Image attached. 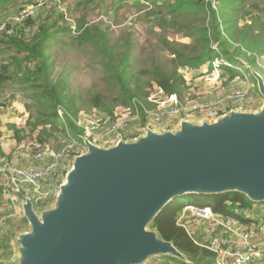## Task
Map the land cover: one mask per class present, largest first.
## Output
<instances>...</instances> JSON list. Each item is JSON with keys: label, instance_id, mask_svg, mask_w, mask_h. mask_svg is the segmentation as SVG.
<instances>
[{"label": "water", "instance_id": "1", "mask_svg": "<svg viewBox=\"0 0 264 264\" xmlns=\"http://www.w3.org/2000/svg\"><path fill=\"white\" fill-rule=\"evenodd\" d=\"M264 100V79L250 68ZM55 201L22 204L29 230L15 241L17 264H145L189 259L149 225L174 199L244 194L264 204V103L215 120H183L110 147L84 139Z\"/></svg>", "mask_w": 264, "mask_h": 264}, {"label": "trees", "instance_id": "2", "mask_svg": "<svg viewBox=\"0 0 264 264\" xmlns=\"http://www.w3.org/2000/svg\"><path fill=\"white\" fill-rule=\"evenodd\" d=\"M78 1L80 5H87L95 0ZM113 1L117 3L118 8L130 4L132 8L145 10L151 6V10L146 13L149 18L147 20H154V24L162 31L169 28L175 34L191 38L192 42L187 44L170 41L166 35H159L156 48L167 53L164 60L152 54L146 59L134 54L136 44L130 38L123 46H105L102 49V81L110 92L89 94L84 103L82 96L70 94L62 80H55L53 56L61 47H74L78 41L80 45L94 41L102 32L98 27L87 26L84 22L75 36V29L62 26V16L49 17L40 22L41 24L26 17L22 21L23 24L21 22L16 25L20 27L14 36L0 41V51L9 52L7 58L0 56V89L6 84H13L31 101V105L26 106V110L31 114L25 127L11 126L18 143L37 132V141L50 146L54 152H60L72 141L83 145V130L76 125V120L80 118L84 107L96 108L105 117H111L117 108L131 107L134 99L146 100L153 86L162 89L164 96L176 95L183 100L189 94L190 87L182 70L200 69L205 65L212 68L217 56L215 45L222 49L223 56L231 63L237 62L235 53L228 48L229 40H241L236 28L239 18H232L238 15L240 6L247 0ZM24 2L25 0H0V12ZM257 17L262 20L261 13ZM261 23L258 30L254 29L253 25H246L242 37V41L249 46L253 37H259L260 50L264 49V24ZM220 69L230 78L238 77L237 71L224 64ZM257 92L260 95L259 90ZM4 157L0 148V159ZM58 171L51 176L49 181L52 185L49 187L61 185L67 170L62 172L61 178H58ZM184 198H189L190 202L182 203ZM187 204L209 206L218 215L238 218L242 222L247 220L242 217L240 210L253 206V202L239 192L191 194L170 202L149 228L158 232L163 240L173 243L191 264H214V254L195 244L187 232L176 224L179 213ZM23 221L28 223L25 217ZM174 260L176 264H185L178 259Z\"/></svg>", "mask_w": 264, "mask_h": 264}, {"label": "built area", "instance_id": "3", "mask_svg": "<svg viewBox=\"0 0 264 264\" xmlns=\"http://www.w3.org/2000/svg\"><path fill=\"white\" fill-rule=\"evenodd\" d=\"M28 15L22 12L12 22L0 21V41L14 36L15 26ZM214 49L218 54V46H214ZM215 60L213 68L222 71L220 67L223 64L231 67L229 61ZM254 60L258 69L264 72V55H256ZM253 88L251 84L241 85L236 91H230L212 102L198 103L186 101V97L180 100L176 95L164 96L162 89L153 86L146 100L134 99L131 107L117 108L111 117L80 116L76 125L83 130V145L79 144L77 148L78 143L72 141L60 152H54L50 146L39 143L36 132L25 140L29 143L23 142L17 146V151L28 158L26 168L15 166L6 158L0 159L2 193L10 208V215L0 220V233L6 230L3 225L6 219L23 216L22 204L27 198L31 199L37 211L52 204L55 195L51 199L53 194L48 193L50 189L46 187L49 180L66 166L70 157L75 158L87 152L84 139L106 148L121 140L136 139L149 130H175L183 120L191 117L215 120L233 110H254L258 103L253 96ZM60 114L63 116L62 110ZM46 150L51 155L48 163H45L44 158ZM240 214L247 221L218 215L209 206L187 204L179 213L176 224L187 232L195 244L214 254V264H264V204L253 203L252 207L241 209ZM145 264L176 263L174 259L158 257Z\"/></svg>", "mask_w": 264, "mask_h": 264}, {"label": "rangeland", "instance_id": "4", "mask_svg": "<svg viewBox=\"0 0 264 264\" xmlns=\"http://www.w3.org/2000/svg\"><path fill=\"white\" fill-rule=\"evenodd\" d=\"M205 1L208 2L211 0ZM149 10H151V6L147 7L145 10H137L136 8H132L130 4L118 8L117 3H114L113 0H95L87 5H80L78 0H66L65 2H60L59 0H25V2L20 5L11 7L7 11L0 12V21L12 22L18 14L23 12L28 13V17L34 19L39 24L49 19V17L54 16L55 18H59L62 16V26L66 25L75 29V36H77L78 28L82 26L84 22L87 26L98 27L102 32L99 38L84 43L83 45H80L78 41L74 47H61L57 50L58 52L56 55L53 56L55 59V80H62L68 87V91L71 92L70 94L82 96L85 103L89 94H95L96 92L109 94L110 92V89L102 81L104 74L102 66V49L105 46H123L127 39L130 38L131 41L136 44L134 47V54H139L142 59H146L152 54L156 58L164 60V58L167 57V53L156 48L159 35H166L170 41L187 44L192 42L191 38H185L181 34H175L169 28H166L164 31L159 29L158 25L154 24V20H147L149 18L146 17V13H148ZM238 12V15L236 14L233 16L232 19L239 18L236 28L239 30L238 36L241 40H229L230 44L228 48L232 53H235V57L239 59H237L235 63L232 62L231 67H229L237 71L239 79L230 78L223 71L213 67L210 68L208 65L202 66L200 69H183L182 73L187 78L191 87L190 93L186 96V101L209 103L230 91H236L239 86H245L246 84L253 85L254 94L258 93V86L250 72V68H256L264 79V72L258 69L255 62H253L254 64L252 63V61H255L254 57H256V55H264V49L260 50L261 40L259 37H253L250 46L242 41V37L243 29L246 25H253L254 29L258 30L260 23L262 22L264 24V0H247L240 6ZM260 13L262 15L261 21L257 17ZM247 14H251V16ZM19 27L20 26H16L15 29L17 30ZM29 31L30 29H28V32ZM224 37L227 38L226 35H224ZM2 52L0 51V56H2V58H7L9 52ZM218 54H220V56ZM218 54L215 59L229 61L226 56H223L224 54L221 48ZM0 90L1 106L6 107L11 105V103L14 102L13 100L17 101V103H22L25 110L26 106L31 105V101H29L27 97L19 91L18 87L13 84H6L5 87ZM255 97L259 98V96ZM27 113H29L30 117L31 113L28 111ZM84 114L88 116L104 117V114L100 110L89 106L84 107L80 116ZM190 119L194 122L198 121L195 117H191ZM6 127L10 130L9 125H6ZM2 134L6 135L7 132L0 133V143L2 142L1 138H3ZM7 140H11V137H7ZM25 140L20 143H29ZM76 147L79 148V144H77ZM14 151H16V148ZM49 156H51L50 151L46 150L44 153L45 163H48ZM73 161L74 158L72 157L68 159L66 166L58 171V178L62 177V172L64 170H67L66 174L70 171ZM66 174L61 185L65 182ZM50 185L52 184L49 182L47 189L50 190L48 193L53 194L51 199L55 195V201L61 185L49 187ZM189 202V198H184L182 201V203ZM9 210L10 208L7 203L4 202L3 198H0V220L10 215ZM6 220L7 221L3 223L6 230L4 233H0V264H17L19 253L17 251L18 249L15 247L16 238L20 233L29 230L30 226L23 221V216Z\"/></svg>", "mask_w": 264, "mask_h": 264}, {"label": "crops", "instance_id": "5", "mask_svg": "<svg viewBox=\"0 0 264 264\" xmlns=\"http://www.w3.org/2000/svg\"><path fill=\"white\" fill-rule=\"evenodd\" d=\"M190 90H191V87H190ZM190 90H189V93H190ZM253 96L258 103V106L254 110H259L262 107L264 100L262 96L258 94H253ZM255 96H259V98ZM13 101L14 102H12L11 105H8L6 107L0 105V126H2L0 127V133H4L5 131L7 132L6 135L2 134L3 138H1L2 142L0 143V148L5 155L4 158L11 161L15 166H18L20 168H26L28 165V158L24 155H20V153L17 151V146L19 145V143L16 140V137L14 135L15 133L12 130L11 126L22 128L29 119V113H27L22 103L20 104V103H17V101L15 100ZM246 111H252V110H246ZM195 118L198 119L197 116H195ZM202 120L199 119L197 122L200 123L202 122ZM6 125L10 126V130L8 129V127H6ZM7 137H11V140H7ZM15 148H16V151H14ZM0 188L2 192L3 188H2L1 175H0ZM0 198H3L4 202L7 203L6 198L3 196V193H0Z\"/></svg>", "mask_w": 264, "mask_h": 264}]
</instances>
